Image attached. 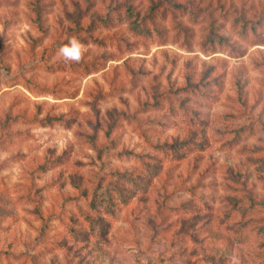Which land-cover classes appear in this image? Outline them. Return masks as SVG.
<instances>
[{
  "label": "rangeland",
  "instance_id": "rangeland-1",
  "mask_svg": "<svg viewBox=\"0 0 264 264\" xmlns=\"http://www.w3.org/2000/svg\"><path fill=\"white\" fill-rule=\"evenodd\" d=\"M0 264H264V0H0Z\"/></svg>",
  "mask_w": 264,
  "mask_h": 264
},
{
  "label": "clouds",
  "instance_id": "clouds-1",
  "mask_svg": "<svg viewBox=\"0 0 264 264\" xmlns=\"http://www.w3.org/2000/svg\"><path fill=\"white\" fill-rule=\"evenodd\" d=\"M57 55L62 57L65 61L78 62L82 55V46L74 38L70 39L68 44L59 48Z\"/></svg>",
  "mask_w": 264,
  "mask_h": 264
},
{
  "label": "trees",
  "instance_id": "trees-1",
  "mask_svg": "<svg viewBox=\"0 0 264 264\" xmlns=\"http://www.w3.org/2000/svg\"><path fill=\"white\" fill-rule=\"evenodd\" d=\"M135 29H136V30H138V31H139V30H141V29H140L138 26H136V28H135Z\"/></svg>",
  "mask_w": 264,
  "mask_h": 264
}]
</instances>
